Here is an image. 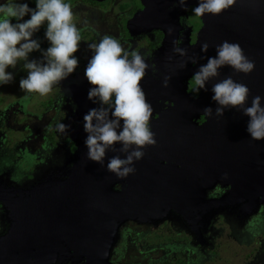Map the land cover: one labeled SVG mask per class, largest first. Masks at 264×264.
Returning <instances> with one entry per match:
<instances>
[{"label":"water","instance_id":"water-1","mask_svg":"<svg viewBox=\"0 0 264 264\" xmlns=\"http://www.w3.org/2000/svg\"><path fill=\"white\" fill-rule=\"evenodd\" d=\"M185 2L189 6L197 0ZM142 3L144 8L129 21L130 29L159 26L166 30V38L160 62L164 72L141 82L148 100L156 103L155 97L166 95L174 102L151 122L157 143L148 145L135 161L134 173L118 178L86 156V133L77 127L78 146L71 165L50 171L29 187L0 180V201L11 219L8 231L0 235V264H116L112 255L127 221L157 223L177 212L199 230L219 206L253 214L264 203V139L250 137L245 130L248 117L237 107L208 116L203 108L215 107L211 91L202 89L195 96L188 86L197 65L215 54V44L228 39L239 41L255 66L249 73L222 66L208 87L232 75L250 88L247 103L252 95L264 97V0H235L219 14L200 16L197 41L181 45L186 56L172 52L173 31L186 8L178 4L177 9L172 0ZM205 40L209 48L200 60ZM193 56L197 65L189 59ZM184 60L187 64L181 67ZM165 74L171 77L167 86L162 84ZM92 106L87 97L81 99L74 117L83 120ZM201 116L203 123L198 121ZM114 154L109 151L107 156ZM225 171L227 177L221 175ZM219 183L231 185L230 191L211 196Z\"/></svg>","mask_w":264,"mask_h":264},{"label":"clouds","instance_id":"clouds-1","mask_svg":"<svg viewBox=\"0 0 264 264\" xmlns=\"http://www.w3.org/2000/svg\"><path fill=\"white\" fill-rule=\"evenodd\" d=\"M235 0H197L191 11L196 16L206 13L219 14ZM187 8L185 0H172ZM70 0H0V85L15 79L17 66L25 70L20 76L19 88L28 94L46 96L54 86L73 73L79 64L76 54L82 40L81 29L74 21ZM43 28V37L36 35ZM167 31L171 33L173 27ZM47 45L43 46V41ZM174 38L172 52L187 55V49ZM91 50L84 67V77L89 82L87 98L94 106L83 114L84 144L89 159L105 165L118 178H125L136 171L135 161L140 160L148 145L157 143L151 127L153 104L146 97L142 78L151 67L148 54L135 49L119 36L104 33L88 43ZM208 41L200 44L205 59ZM215 54L207 55L204 63L197 65L195 56L189 57L196 70L191 75L192 91H211L215 107L205 105L203 111L211 116L222 115L231 107L242 110L248 119L246 131L255 140L264 139V97L251 96L250 88L232 75L216 80L208 87L211 78L219 75L222 66L228 65L234 72L249 73L255 61L244 51L239 41L224 39L215 44ZM38 52V55H33ZM168 59H171L169 55ZM187 60L181 61L185 67ZM170 75L165 74L162 84L167 86ZM70 127L62 121L56 123L60 132ZM112 151L116 154L107 156ZM123 153V155H120ZM107 156V160H105ZM227 177L228 172H222ZM264 194V193H262Z\"/></svg>","mask_w":264,"mask_h":264},{"label":"flooded vegetation","instance_id":"flooded-vegetation-1","mask_svg":"<svg viewBox=\"0 0 264 264\" xmlns=\"http://www.w3.org/2000/svg\"><path fill=\"white\" fill-rule=\"evenodd\" d=\"M70 2L73 6L74 21L80 27L82 35L76 53L79 57L77 69L54 86L51 94L38 99L36 110H33L30 104L32 94L28 93L24 94V99L18 96L19 98L8 101L5 105L3 101L0 103V180L9 184L29 187L50 171L73 163L78 146L76 128L83 129V120L74 116L78 112L79 101L87 97V92H84L83 88L88 87L89 82L83 73L91 52L87 47L90 41L98 39L100 34L108 33L130 42L135 49L145 51L151 67L142 80L149 76L155 78L164 72L160 62L164 52L166 30L159 26L143 25L140 28L136 27L133 32L129 27L130 19L144 8L142 0H70ZM193 6L191 4L185 11H180L179 26H175L173 31L175 39L182 44L186 40H189L191 45L195 43L202 26L200 16L191 11ZM175 7L179 9L178 4ZM36 35L43 37L42 27ZM46 45L47 41L44 40L43 46ZM12 70L15 72V82L25 74V70L19 66ZM188 86L191 93L199 95L192 91L191 77ZM160 96L155 97L158 99L156 103L151 101L154 109L151 122L170 104H174L166 95ZM2 99L3 97L0 101ZM62 120L70 124L65 132H60L56 128V123ZM198 121L203 123L205 116H201ZM230 188L231 185L219 183L210 191V195L219 197L229 192ZM239 210L240 208L232 209L230 205L219 206L209 216L206 225L199 230L194 229L190 222L177 212L171 214L169 219L157 223L127 221L121 228V236L112 255V261L116 264H206L208 259L217 255V248L220 245L218 238L224 236L227 231L229 236L241 243L258 244L242 264H264V203L257 213L242 214ZM10 224L8 211L0 201V235L8 231ZM136 226L142 231L136 232ZM161 228L181 235L178 241L167 245L168 249L172 251L187 249L191 254H187L183 259H174L169 252L165 253L166 251L158 257L147 255L139 257L133 252L135 248L139 252L145 249L148 252L150 248L160 247V243L154 246L149 244L144 236Z\"/></svg>","mask_w":264,"mask_h":264},{"label":"rangeland","instance_id":"rangeland-1","mask_svg":"<svg viewBox=\"0 0 264 264\" xmlns=\"http://www.w3.org/2000/svg\"><path fill=\"white\" fill-rule=\"evenodd\" d=\"M29 2L30 4L34 3L32 0H29ZM1 87L0 98L3 97V99L0 101V103H2L3 101V105H5V103L8 101L15 100V98H17L18 96L20 97V99H24V94H27L25 91L20 90L19 84L18 82H15V80H13L9 84L1 85ZM1 89L3 90L1 91ZM52 92H50L49 94H51ZM46 96H48V94ZM46 96H40L38 93H32L30 104L33 110L37 109V100H40ZM135 228L136 232L142 231L139 230L137 226ZM144 238L149 242V244H152V246L159 243L161 245L160 247L156 246L155 248H150L148 252H146L147 249L139 252L138 249L135 248L133 252H136L135 254H138L139 257L143 255H147L149 257H158L161 256L165 251V253L169 252L171 257L174 259L183 258L184 256H187V254H191V252H189L187 249L172 251L167 248V245H169L173 241L176 242L179 240V238H181V235L177 232L164 230L163 228H161L160 230L150 231L146 233ZM218 242L220 243V245L217 248V255L208 259L206 261V264H242L243 262H245L250 251L258 246V244L248 245L245 243H241L234 237L229 236L227 231L225 232L224 236L218 238Z\"/></svg>","mask_w":264,"mask_h":264},{"label":"trees","instance_id":"trees-1","mask_svg":"<svg viewBox=\"0 0 264 264\" xmlns=\"http://www.w3.org/2000/svg\"><path fill=\"white\" fill-rule=\"evenodd\" d=\"M33 1H34V0H33ZM41 27H42V28H44V26H43V25H42ZM183 258H184V257H183ZM183 258H179V259H183ZM182 261H183V260H182Z\"/></svg>","mask_w":264,"mask_h":264}]
</instances>
